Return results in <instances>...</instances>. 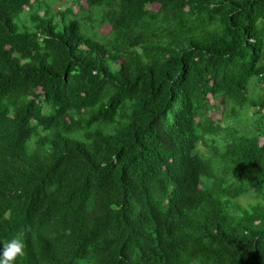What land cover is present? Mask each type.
I'll list each match as a JSON object with an SVG mask.
<instances>
[{
  "label": "trees",
  "instance_id": "trees-1",
  "mask_svg": "<svg viewBox=\"0 0 264 264\" xmlns=\"http://www.w3.org/2000/svg\"><path fill=\"white\" fill-rule=\"evenodd\" d=\"M45 1L0 0L15 264H264V0Z\"/></svg>",
  "mask_w": 264,
  "mask_h": 264
},
{
  "label": "clouds",
  "instance_id": "clouds-1",
  "mask_svg": "<svg viewBox=\"0 0 264 264\" xmlns=\"http://www.w3.org/2000/svg\"><path fill=\"white\" fill-rule=\"evenodd\" d=\"M24 254L22 234L13 235L8 240H0V264H15L17 257Z\"/></svg>",
  "mask_w": 264,
  "mask_h": 264
},
{
  "label": "rangeland",
  "instance_id": "rangeland-1",
  "mask_svg": "<svg viewBox=\"0 0 264 264\" xmlns=\"http://www.w3.org/2000/svg\"><path fill=\"white\" fill-rule=\"evenodd\" d=\"M69 1H70V0H69ZM66 2H67V1H64V0H46V1H45V4L48 5V6H50L51 9H52L53 11H55V10L58 9V8H64V7L66 6V5H65ZM82 2H83V4H85L84 1H82ZM68 4H70V2H69ZM46 8H47V6H45V10H46ZM153 8H154V9H157V8H158V5L155 4ZM77 9H78V7H77L76 5H74V10L76 11ZM41 12H42V13L44 12V8L41 9ZM109 31H110V26H109V25H104V26L101 28V32L104 33V34H107ZM211 116H212L214 119H218V118L221 116V112L214 110V111L211 112ZM226 122H227V124H228V123H234L235 125H237L235 122H233V121L230 120V119H227ZM223 125H225V122H223ZM199 148H200L201 151H203V152H206V151H207V149H206L205 147H203L202 144H200ZM249 200H250V202H252V199H249ZM241 201H242L243 204L246 205V206H247L248 203H249V202H247V201L244 200V199H241Z\"/></svg>",
  "mask_w": 264,
  "mask_h": 264
}]
</instances>
